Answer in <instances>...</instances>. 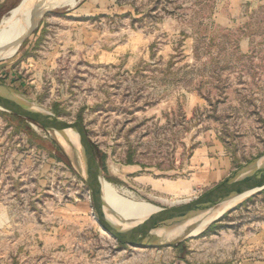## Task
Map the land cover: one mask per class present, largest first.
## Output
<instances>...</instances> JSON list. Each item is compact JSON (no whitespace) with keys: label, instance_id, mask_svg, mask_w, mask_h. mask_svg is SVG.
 I'll list each match as a JSON object with an SVG mask.
<instances>
[{"label":"rangeland","instance_id":"1","mask_svg":"<svg viewBox=\"0 0 264 264\" xmlns=\"http://www.w3.org/2000/svg\"><path fill=\"white\" fill-rule=\"evenodd\" d=\"M29 1L0 17V34L14 16L26 22L30 10L12 12ZM74 1L0 58V80L79 121L117 195L173 209L264 153V0ZM50 131L0 106V253L18 264H111L120 245L97 220L76 150ZM219 164L224 176L195 179ZM260 192L179 244L125 246L119 258L185 260L192 250L227 260L248 224L264 222Z\"/></svg>","mask_w":264,"mask_h":264},{"label":"water","instance_id":"2","mask_svg":"<svg viewBox=\"0 0 264 264\" xmlns=\"http://www.w3.org/2000/svg\"><path fill=\"white\" fill-rule=\"evenodd\" d=\"M51 9L49 8L41 14L26 36L36 28L42 16L50 12ZM23 39L19 42L16 50ZM0 102L8 106L9 108L7 109L39 124L45 129L61 130L68 133V135H72L73 139H70V144L76 150L83 179L90 190L92 206L97 220L106 233L125 246L141 248L160 247L170 246L182 241L189 236V231L197 222L195 218L198 214L219 204L227 194L232 192L242 182L258 179L264 174V153H262L239 166L229 176L200 196L176 208L166 209V213L154 224L132 225L125 221L115 223L110 218L114 219L117 217L106 207L102 196L101 182L104 179H102L99 163L95 158L91 144L81 123L79 121H69L56 115L51 110L29 100L17 90L8 87L1 80ZM263 189L257 190L250 196Z\"/></svg>","mask_w":264,"mask_h":264},{"label":"bare ground","instance_id":"3","mask_svg":"<svg viewBox=\"0 0 264 264\" xmlns=\"http://www.w3.org/2000/svg\"><path fill=\"white\" fill-rule=\"evenodd\" d=\"M67 1L68 0H31L28 3L22 4L14 9L12 15H16L17 10L20 11V14H24L29 10L31 12H29L24 19L26 22H15L17 18L16 16L12 17L8 21L9 29L7 32H1L0 34V58L10 55L16 50L19 42L32 29L38 18L45 10L59 6ZM74 2L75 1L72 0L66 4H74ZM32 5H34L33 9ZM0 106L5 109L9 108L1 102ZM50 133L55 136L67 153H70V155L73 154L70 144V139H73L71 134L68 135V133L61 130H51ZM262 188H264V174L258 179L242 182L232 192L227 194L226 197L219 202V204L198 214L195 218L197 222L191 228L189 233L196 228L204 229L211 222L222 216V214L227 210ZM101 192L106 207L117 217L114 219L110 218V220L115 223L118 221H125L132 225H149L158 222L166 213V209L164 208H160L147 202H138L136 200L117 195L112 185L108 182H104V180L101 182Z\"/></svg>","mask_w":264,"mask_h":264},{"label":"crops","instance_id":"4","mask_svg":"<svg viewBox=\"0 0 264 264\" xmlns=\"http://www.w3.org/2000/svg\"><path fill=\"white\" fill-rule=\"evenodd\" d=\"M18 0H0V17L9 12L16 4ZM4 149V146L0 142V152ZM223 161V160H222ZM227 170L226 165H217L214 170H202L197 173L195 179L198 180L199 183L206 184L211 182L215 178H219L224 176L225 171ZM1 179V177H0ZM257 200H261L260 196ZM248 204V203H247ZM245 239L247 242L240 248V251L229 257L227 260L219 261V262H212V261H205V260H196L193 257V252L190 250V254L186 255L185 260L178 259L173 252L167 257L161 258L159 253L151 254L153 257L150 261L148 260L146 263L143 262L142 264H264V222L262 224H257L256 222H250L248 224V233H244ZM59 242H57L58 244ZM119 243V242H118ZM9 245L12 244V247L16 245V241H12L11 237L9 238ZM125 246H119L118 250L116 251L118 257L116 255H110L109 260L111 264H127V259L119 258L121 254L119 251L124 250ZM160 247H147L143 249H158ZM139 256V254H137ZM129 258V257H128ZM118 259V260H117ZM0 264H18L16 262L15 253L9 252L0 253Z\"/></svg>","mask_w":264,"mask_h":264},{"label":"trees","instance_id":"5","mask_svg":"<svg viewBox=\"0 0 264 264\" xmlns=\"http://www.w3.org/2000/svg\"><path fill=\"white\" fill-rule=\"evenodd\" d=\"M54 112L56 113V112H58V110H57V109H54ZM260 193H262V194H263V193H264V189H263V190H262ZM178 244H179V243H178ZM119 245H120V246H125V245H124V244H122V243H119Z\"/></svg>","mask_w":264,"mask_h":264}]
</instances>
